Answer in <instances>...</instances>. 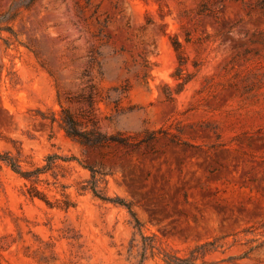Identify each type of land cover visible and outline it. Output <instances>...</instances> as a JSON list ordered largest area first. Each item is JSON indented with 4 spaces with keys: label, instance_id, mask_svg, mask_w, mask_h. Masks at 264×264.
<instances>
[{
    "label": "rangeland",
    "instance_id": "rangeland-1",
    "mask_svg": "<svg viewBox=\"0 0 264 264\" xmlns=\"http://www.w3.org/2000/svg\"><path fill=\"white\" fill-rule=\"evenodd\" d=\"M0 264H264V0H0Z\"/></svg>",
    "mask_w": 264,
    "mask_h": 264
},
{
    "label": "trees",
    "instance_id": "trees-1",
    "mask_svg": "<svg viewBox=\"0 0 264 264\" xmlns=\"http://www.w3.org/2000/svg\"><path fill=\"white\" fill-rule=\"evenodd\" d=\"M67 127H63L69 137H71L73 140H76L81 145H90V146H99V145H107L109 141L115 142L113 137L107 138L105 136H102L99 133H92V132H86V133H79L77 131V123L76 121L70 119L68 121ZM7 164H9L16 172L18 169V165L15 163H11V161H8V159H3ZM21 175L25 178H29L30 175L21 173Z\"/></svg>",
    "mask_w": 264,
    "mask_h": 264
}]
</instances>
